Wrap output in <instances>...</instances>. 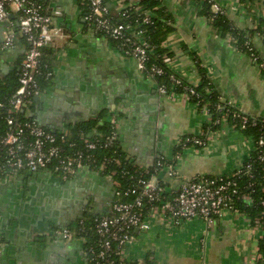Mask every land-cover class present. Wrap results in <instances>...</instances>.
<instances>
[{
  "label": "crops",
  "instance_id": "crops-1",
  "mask_svg": "<svg viewBox=\"0 0 264 264\" xmlns=\"http://www.w3.org/2000/svg\"><path fill=\"white\" fill-rule=\"evenodd\" d=\"M38 1L52 21L51 41L42 58L48 79L45 77L41 92L25 113L55 130H67L75 122L99 116L102 123L114 116L120 151L145 172L158 156L172 161L178 139L203 134L211 113L191 97L160 94L156 80L138 69L136 59L123 55L108 38L88 27L85 8L79 0ZM103 1L110 13L116 15L115 0ZM139 1L123 0L130 4ZM216 1L235 28L245 35L253 33V44L264 64L262 36L254 31L258 26L264 29V0ZM160 2L173 17L174 30L162 42L173 57V71L187 82L198 84L200 65L221 99L264 120V71L260 64L239 50L230 35H222L212 26L197 0ZM16 17L11 9L9 18L15 26ZM25 49L26 42L20 35L15 47L0 48V66L5 69L0 71V77L18 71ZM227 118L221 116L217 128L205 134L203 145L181 149L176 177H168L161 169L155 176L157 182L177 189L184 179L231 173L245 162L253 149V139ZM35 174V178L24 174L0 180V229H4L7 239L0 264H86L81 239L62 243L42 234L58 227L52 224L47 228L43 210L54 209L57 202L58 214L70 226L76 221L78 208L81 214L98 209L100 212L103 206H97V202L109 204L113 180L90 168L80 170L69 180H60L48 171ZM42 188L53 199L43 197ZM28 192L37 193L38 204L28 215H40L41 223L26 219L21 209ZM82 193L91 194V201L78 207L75 217L69 218L62 206H67L66 199L80 197ZM10 222H17L20 227ZM263 234L260 222L252 221L244 213L226 212L209 224L198 218L178 225L153 218L150 229L137 234L126 245L123 255L128 260L146 259L151 264H262L258 247Z\"/></svg>",
  "mask_w": 264,
  "mask_h": 264
},
{
  "label": "built area",
  "instance_id": "built-area-1",
  "mask_svg": "<svg viewBox=\"0 0 264 264\" xmlns=\"http://www.w3.org/2000/svg\"><path fill=\"white\" fill-rule=\"evenodd\" d=\"M210 1L212 12L222 11L216 0ZM79 2L86 9L84 17L88 27L95 33H100L108 39L119 42L115 48L123 55L136 59L138 69L144 73L147 69L145 63L148 58L147 47L149 45L141 36L140 31H135L132 36L127 35L129 26L113 21L103 0H79ZM115 6L117 12H122L124 16H127L126 11L133 7L132 4L125 3L123 0H115ZM11 9L17 15L18 32L14 29L13 21L9 18ZM149 21H151V13L146 10L143 22ZM1 23H5L1 47H15L17 36L20 35L26 42V49L18 69V85L5 103L0 102V107L6 108L4 116L6 131L0 138L2 147L0 151V180L43 171L51 172L60 180H69L84 168L97 169L102 172L108 162L122 165L119 157L110 155L102 158L99 166L95 168L97 163L95 151L97 149H113L115 153L119 147L116 130L117 119L114 116L109 119L112 127L106 135L92 138L81 136L82 146L69 151L63 147V144L67 143V130L45 127L37 119L25 113L33 99L41 92L37 76L41 72L43 50L51 41L52 21L43 4L38 0H0ZM123 47L125 48L123 49ZM251 58L256 61L257 55L252 53ZM162 62L177 75L171 68L172 55L163 54ZM162 73V66L153 64L148 69L147 75L154 78ZM177 76L183 79L179 75ZM171 78L176 83H180L179 78L173 75ZM156 86L158 92L165 97L197 95L192 87H184V91L175 92L167 90L164 85L156 83ZM205 89L210 91L209 87ZM219 101L220 108H223L222 104L233 107L230 102L221 98ZM195 103L204 106L209 112L204 103L199 104L198 101ZM20 113L24 114V120L20 119ZM234 116L238 118L242 128L248 123L255 124L254 120L250 121L247 113L239 109L237 113H234ZM204 143L205 140L200 139L198 135H189L185 139L180 138L174 144L178 149L172 161L158 156L155 162L157 168L150 177L131 175L127 170H124V173L129 174L133 181L125 185L120 184L119 181H113V197L107 208L101 210L94 220L95 240L85 247L86 238H79L84 244L86 264H151L146 259L132 261L125 259L123 255L126 245L137 234L150 229L151 219L158 218L178 225L186 220L198 218L209 224L226 212L239 213L233 204L234 196L248 202L251 201L250 194L240 192L236 181L239 173L251 169L250 156L231 173L197 175L184 179L177 189H170L157 182L155 176L161 169L165 170L168 177L177 176L176 163L182 156L181 149L188 145H203ZM67 146L72 149L74 143L68 142ZM258 149H264V134L260 135L256 142L253 141L252 151ZM259 157L263 159L264 156L259 155ZM114 172L113 170L108 175L109 179ZM261 203L264 205V200ZM42 234L51 236L54 241L66 242L74 239L68 226H58ZM2 252L0 241V257Z\"/></svg>",
  "mask_w": 264,
  "mask_h": 264
},
{
  "label": "trees",
  "instance_id": "trees-1",
  "mask_svg": "<svg viewBox=\"0 0 264 264\" xmlns=\"http://www.w3.org/2000/svg\"><path fill=\"white\" fill-rule=\"evenodd\" d=\"M202 5V13L208 17L211 21L212 26L217 29L222 35H230L233 41V44L241 51L246 52L251 56L252 53L257 55V60L255 62L260 64V69L264 71V64L260 58L257 48L254 46L252 37L253 33L245 35V33L237 28H235L225 17L223 11H218L216 13L211 10V1L210 0H197ZM132 8L127 10V16L122 15V12H117L115 14L110 13L108 8L109 15H111L113 21H118L129 26L127 35L132 36L135 31H140L141 36L147 42L149 47H147L148 58L146 60V70L144 74H148V69L153 65H160L163 68V73L156 75L153 79L156 80V83L159 85H164L167 90H173L175 92L184 91V87H192L195 89L197 95L191 96L192 100L198 101L199 104L204 103L207 106V109L211 113V120L205 122L203 127V134L198 135L200 139H205V134L215 130L221 121L220 118L224 114L236 128H239L246 135L251 136L254 142L260 135L264 134V120L258 119L256 117L250 116V121L254 120L255 124L248 123L245 127L239 125V120L234 116V113L238 112V109L232 107L228 104H222L223 108H220L219 94L212 88L211 83L209 82L208 77L205 75L204 68L199 65V73L201 75L200 82L196 85H193L184 79L179 78L175 75L172 70L166 67L162 62V55L167 53L171 54L166 48L163 47L162 42L167 38L168 34L174 30L173 17L168 13L162 6L160 0H141L138 3H131ZM149 10L151 13V21L145 23L143 22L144 12ZM86 12V9H85ZM13 27L17 31L18 27L15 26L13 21ZM254 31H259L262 36V41L264 43V29L262 30L260 26L257 27ZM100 34V33H98ZM23 39V38H22ZM113 46H118L119 42L114 41L109 38ZM125 47H123L124 49ZM43 55L41 57V66L40 74L38 77L39 87L42 88V83L46 81L45 77L47 75L43 72ZM179 78L180 83H176L171 76ZM48 79V78H47ZM18 85V71L13 70L8 75L0 77V102H6L11 93L15 90ZM209 87L210 91L208 92L205 88ZM6 115V108L0 107V138L6 131V123L4 116ZM20 119L24 120V114L20 113ZM102 116H99L95 119H87L83 121L75 122L74 124L67 127V143L63 144L65 150L72 151L74 148H79L82 146L81 136L84 137H103L106 135L112 127V123L109 119H104L102 123H99V119ZM187 137V136H186ZM185 139V137H182ZM68 142H73L74 147L70 149L67 146ZM190 143V142H189ZM197 145V144H196ZM198 146V145H197ZM2 147L0 144V151ZM178 148L175 147V150ZM97 158V163L95 168L99 166L100 160L106 156H116L119 157L122 161V165H117L112 162H108L103 168L102 173L105 176H108L111 171H115L111 175L113 181H119L120 184H127L132 182L133 179L130 178V175L124 173V170H127L131 175L135 176L142 175L144 177H149L151 173L155 172V162L152 167H150L146 172L139 169L137 166L133 165L129 160H127L119 147L114 153L113 149H97L95 151ZM259 155L264 156V149H258L251 151L249 162L251 163V169L244 170L239 173L236 177L239 190L242 193L250 194L251 201L248 202L242 198L233 197V204L236 206L239 213H244L251 218L252 221L256 219L260 222L264 230V205L261 203L264 200V157L260 159ZM124 168V169H123ZM101 212V211H100ZM99 212V213H100ZM98 213V214H99ZM93 213H84L81 218L77 219L75 223L68 226L74 238L85 237V247L89 244H92L96 238V234L93 229L94 220L96 216ZM259 252L261 253L262 264H264V234L261 240L259 241ZM149 263L151 261L147 260Z\"/></svg>",
  "mask_w": 264,
  "mask_h": 264
},
{
  "label": "water",
  "instance_id": "water-1",
  "mask_svg": "<svg viewBox=\"0 0 264 264\" xmlns=\"http://www.w3.org/2000/svg\"><path fill=\"white\" fill-rule=\"evenodd\" d=\"M16 24H17V22H16ZM5 30V23H1L0 24V48H1V42H2V38H3V31ZM0 71H2V72H4L5 71V69H3L1 66H0ZM31 176H33L34 178L35 177H37L38 176V174H35V173H31V174H26V176L25 177H31ZM23 177V176H22ZM21 182L22 183H24L22 180H21ZM23 189V188H22ZM21 189V190H22ZM31 193H33V192H31ZM113 193H114V190L110 193V196L111 197H109V201H111V199H112V197H113ZM27 194H30V192H28ZM91 195V194H90ZM103 197H105L104 195H103ZM97 201V200H96ZM55 204L56 205H54V209H52L53 207H50V208H48V209H45V210H43L44 211V216L46 217V219H47V228L48 229H50L51 228V225L53 224V225H58V226H68V221H64L63 220V217L62 216H60L58 213V211H57V208L59 207V204L57 205V202H55ZM104 204V205H103ZM97 206H103V210H105L106 208H107V206H108V204L106 203V202H104V201H99V202H97V204H96ZM9 218H12L10 215L8 216ZM29 217H31L29 220L31 221V222H35V221H37V222H39V223H41V221H42V219H41V217H40V215L39 216H35V218L33 217V216H30L29 215ZM6 223H8L7 221H5ZM15 225V226H17V227H20V225L16 222H13V223H11L10 222V225ZM37 225H39V224H36V227L35 228H38V226ZM39 229V228H38ZM38 229H36V230H38ZM3 232H4V229L1 227V229H0V236L2 237V241H3V245H2V251L4 252L5 250H6V247H5V245H4V243L5 244H7V239H6V237H5V235H3ZM62 243H64L63 241H62ZM2 260V257L0 258V261Z\"/></svg>",
  "mask_w": 264,
  "mask_h": 264
},
{
  "label": "flooded vegetation",
  "instance_id": "flooded-vegetation-1",
  "mask_svg": "<svg viewBox=\"0 0 264 264\" xmlns=\"http://www.w3.org/2000/svg\"><path fill=\"white\" fill-rule=\"evenodd\" d=\"M61 186H57V188L59 189ZM57 189V190H58ZM42 190H43V192L45 191V195L43 196V197H46L47 199H53L52 197V195H50V193L49 192H47L45 189H43L42 188ZM42 193V192H41ZM37 194V193H36ZM36 194L33 192V193H30V194H27L26 193V195L28 196V198L27 199H24L23 200V203H22V206H21V209L24 211V213H25V218L26 219H30L31 217H29V215L28 214H30V212L33 210V208L35 207V206H38V204H37V202H36ZM79 196V195H78ZM92 195H90V194H88V193H82V194H80V197H77V198H68V199H66V203H67V206H62V209H65V211L68 213V214H70V216H69V218H73V217H75V216H73L75 213V210L78 208V207H81V206H83L84 204H88L90 201H91V197ZM40 197V196H39ZM73 201V204H70V202H71V200ZM39 202V201H38ZM87 202V203H86ZM48 203V202H47ZM40 204H42V203H40ZM79 209V213L77 212L76 213V218H75V220L77 221V219H79V218H81L82 217V215L83 214H81V210H80V208H78ZM99 210V209H98ZM98 210H95L94 212H92L93 213V215H96V214H98L99 213V211ZM82 211H86V210H82ZM26 213H27V215H26ZM30 216H32V215H30ZM73 216V217H72ZM71 221V220H70ZM69 221V222H70ZM75 221V222H76ZM75 222H73V223H75ZM75 239V238H74ZM74 239H72V241L74 240ZM83 243V242H82ZM83 246H84V244H83ZM84 252V251H83ZM85 254V253H84ZM86 258V257H85Z\"/></svg>",
  "mask_w": 264,
  "mask_h": 264
}]
</instances>
